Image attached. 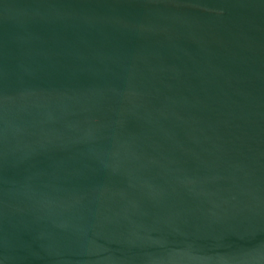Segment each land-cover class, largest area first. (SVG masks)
I'll return each mask as SVG.
<instances>
[{"label":"water","instance_id":"1","mask_svg":"<svg viewBox=\"0 0 264 264\" xmlns=\"http://www.w3.org/2000/svg\"><path fill=\"white\" fill-rule=\"evenodd\" d=\"M0 264H264V0H0Z\"/></svg>","mask_w":264,"mask_h":264}]
</instances>
